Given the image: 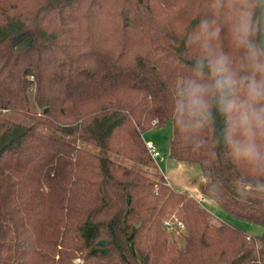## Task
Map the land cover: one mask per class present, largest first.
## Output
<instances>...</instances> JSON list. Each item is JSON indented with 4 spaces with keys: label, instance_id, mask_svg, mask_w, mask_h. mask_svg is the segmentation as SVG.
I'll return each mask as SVG.
<instances>
[{
    "label": "trees",
    "instance_id": "obj_1",
    "mask_svg": "<svg viewBox=\"0 0 264 264\" xmlns=\"http://www.w3.org/2000/svg\"><path fill=\"white\" fill-rule=\"evenodd\" d=\"M160 4L0 0V110L33 120L0 112V264H264V231L215 222L147 150L146 131L173 123L195 56L184 36L209 11V0H177L165 27ZM177 15L181 34L169 24ZM173 128L170 156L199 164L201 193L264 226V197L234 187L258 173L232 159L216 127ZM171 215L189 229L184 247L163 226Z\"/></svg>",
    "mask_w": 264,
    "mask_h": 264
},
{
    "label": "clouds",
    "instance_id": "obj_2",
    "mask_svg": "<svg viewBox=\"0 0 264 264\" xmlns=\"http://www.w3.org/2000/svg\"><path fill=\"white\" fill-rule=\"evenodd\" d=\"M264 0H209L208 14L184 36L195 49L189 73L174 93L173 123L186 134L208 125L235 162L258 173L239 180L243 198L264 197ZM225 28L238 56L219 42Z\"/></svg>",
    "mask_w": 264,
    "mask_h": 264
},
{
    "label": "rangeland",
    "instance_id": "obj_3",
    "mask_svg": "<svg viewBox=\"0 0 264 264\" xmlns=\"http://www.w3.org/2000/svg\"><path fill=\"white\" fill-rule=\"evenodd\" d=\"M158 1L160 3L162 2V4H160L162 7L154 10V16L156 17L157 21L163 22L161 24L162 26L167 27L166 21H168L169 14H171L173 11L172 5L174 6V3H176L177 0H158ZM154 5L155 4L153 3V6ZM180 19L181 17L177 15V17L171 19L169 22V24L172 23V27H173L170 28L174 29V31L177 34H181V32L184 31V28L181 26L183 20ZM145 44L142 45L138 44V48L142 49V47H144ZM219 45H222V49L225 52L231 55L234 54L237 55V53H235L236 49L232 45L231 37L227 28H225L224 32L221 35ZM191 51H193V53L196 54L195 49H192ZM31 108L33 109L34 107L32 106ZM0 112L3 113V115H8L10 118H13L15 121L23 122L26 124L33 123L32 119L24 116L20 112L9 111V110H2V111L0 110ZM173 135H174V128L172 121H169L159 127L158 126L152 127L151 129L147 130L144 135L146 140L153 141L157 145L159 149V157L157 158V164L159 169L166 176L170 185L173 186L178 191L183 190L184 193L187 194L188 196L192 194L196 198V201L197 202L199 201L198 203L202 205V207H205L207 209V211L212 216V219L215 222L217 221L226 222L232 225L233 227L238 228L244 231L245 233L255 237L261 235L264 231V226L262 224L250 222L249 220L240 218L238 216H235L227 212L217 202L207 198L201 193L198 186L199 181L202 179L201 169L199 164L177 162L173 160L170 156ZM96 150L99 153L104 152V150L101 149H96ZM111 157L130 167H135L139 170H141L140 168H142L143 172H147L148 174H151L154 170V168L150 166H143L141 164H138L130 159H126L121 156H113L111 154ZM165 230L170 239L175 240L180 247L185 246L184 240L185 237L189 234V229L187 225L186 228L181 232H170L166 228Z\"/></svg>",
    "mask_w": 264,
    "mask_h": 264
},
{
    "label": "built area",
    "instance_id": "obj_4",
    "mask_svg": "<svg viewBox=\"0 0 264 264\" xmlns=\"http://www.w3.org/2000/svg\"><path fill=\"white\" fill-rule=\"evenodd\" d=\"M146 147L150 154V156L156 161L159 157V149L157 145L153 141L146 140ZM193 198H195L193 195H191ZM196 199V198H195ZM164 227L170 231V232H181L186 228V223L184 220L180 219L176 215H171L170 217L166 218L163 221Z\"/></svg>",
    "mask_w": 264,
    "mask_h": 264
},
{
    "label": "water",
    "instance_id": "obj_5",
    "mask_svg": "<svg viewBox=\"0 0 264 264\" xmlns=\"http://www.w3.org/2000/svg\"><path fill=\"white\" fill-rule=\"evenodd\" d=\"M100 243H101V244H104V240H101Z\"/></svg>",
    "mask_w": 264,
    "mask_h": 264
},
{
    "label": "crops",
    "instance_id": "obj_6",
    "mask_svg": "<svg viewBox=\"0 0 264 264\" xmlns=\"http://www.w3.org/2000/svg\"><path fill=\"white\" fill-rule=\"evenodd\" d=\"M183 191V190H182ZM190 195H192V194H190Z\"/></svg>",
    "mask_w": 264,
    "mask_h": 264
}]
</instances>
